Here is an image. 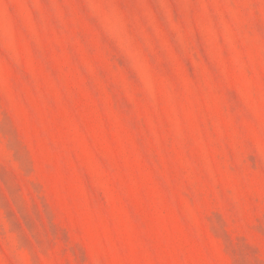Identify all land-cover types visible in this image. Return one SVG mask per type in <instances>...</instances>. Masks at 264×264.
I'll list each match as a JSON object with an SVG mask.
<instances>
[{"label": "rangeland", "instance_id": "obj_1", "mask_svg": "<svg viewBox=\"0 0 264 264\" xmlns=\"http://www.w3.org/2000/svg\"><path fill=\"white\" fill-rule=\"evenodd\" d=\"M0 264H264V0H0Z\"/></svg>", "mask_w": 264, "mask_h": 264}]
</instances>
